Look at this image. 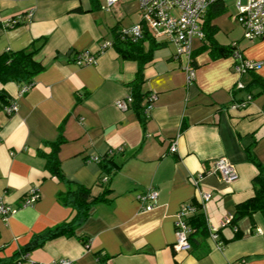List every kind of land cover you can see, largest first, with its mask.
I'll return each mask as SVG.
<instances>
[{"label":"crops","instance_id":"crops-1","mask_svg":"<svg viewBox=\"0 0 264 264\" xmlns=\"http://www.w3.org/2000/svg\"><path fill=\"white\" fill-rule=\"evenodd\" d=\"M217 4L223 11L211 22L216 43L227 47L237 41L245 58L264 62V38L246 39L233 3ZM29 12L30 21L7 25ZM138 21V0H118L111 7L107 0H0V53L37 49L35 57L45 66L25 93L17 82L3 85L18 109L9 114L0 107V200L16 210L6 220L0 217V264L63 258L73 264H264L262 212L223 227V248L199 233L192 235L188 251L175 246L178 210L198 201L193 176L205 174L202 189L211 198L203 214L217 226L255 193L258 168L250 154L264 163V86L259 81L264 63L240 75L233 56L215 57L208 37L195 39L196 78L189 84L175 44L152 37L159 45L144 66L141 93L144 105L152 92L158 99L143 124L132 104L117 106L132 93L139 63L123 58L115 46L102 50L105 41H115L120 26ZM143 44L149 47V41ZM85 51L96 56L95 63L77 62ZM239 80L245 88H236ZM248 93L253 100L247 107H231ZM57 140L63 141L57 155L66 180L47 165ZM173 142L176 152L170 150ZM111 149L116 153L109 155ZM96 155H109L112 173L91 160ZM220 158L236 168L233 182L214 170ZM68 181L89 187L91 198L106 193V200L91 208L75 235L48 240L18 261L19 250L35 237L76 214L61 200ZM150 186L159 190V202L145 211L137 195ZM33 189L41 197L25 206Z\"/></svg>","mask_w":264,"mask_h":264},{"label":"built area","instance_id":"built-area-1","mask_svg":"<svg viewBox=\"0 0 264 264\" xmlns=\"http://www.w3.org/2000/svg\"><path fill=\"white\" fill-rule=\"evenodd\" d=\"M118 0H107L108 6L111 7ZM140 8V21L129 25L120 26L117 33L121 40L138 42L148 32L154 39L172 42L176 46V57L184 59L183 69L187 75V82L190 84L196 78V69L193 66V42L195 39H204V18L210 6L216 3H233L236 8L234 17L243 29L244 37L248 40L264 38V0H138ZM33 13L26 15H18L7 22V25L14 26L22 20L30 21ZM236 47L234 51L235 66L234 69L240 75L248 72L259 70L263 66V61H257L245 58L241 51L237 49L238 42L232 43ZM114 46L113 41H105L102 50ZM96 56L89 51H85L78 56L79 64L95 63ZM33 86L24 84L21 92L29 91ZM246 85L242 80L236 83L237 89H243ZM158 99V94L152 92L146 96L145 112L148 113ZM134 97L132 93L117 101V106L121 109H127L133 103ZM253 100V94L248 93L240 101L234 102L232 108L247 107ZM9 114L14 113L18 109L16 102L5 108ZM122 150V149H119ZM171 152H176L177 146L173 142L170 147ZM114 149L109 150V155L115 154ZM91 160L100 162L102 158L98 155L92 156ZM214 170L221 173L223 179L227 182H233L238 178L236 168L228 159H217ZM205 174L193 176V182L197 190L198 201L194 203H184L176 214L175 232L177 237L176 249L178 251H188L192 247L190 235L194 231L190 224L192 217L198 213L205 211V204L211 198V193L202 189V181ZM108 178L105 177L106 181ZM159 190L153 186L145 189V191L137 195V199L141 203L142 210H152L159 202ZM41 197L38 189H33L27 194L24 205H32ZM15 208L7 204L4 200H0V217L8 219L15 212ZM233 216L229 215L221 222L220 226L210 223L206 218L209 236L217 243L219 248L224 247V242L220 237V230L230 225ZM29 254V253H28ZM24 255V259L28 257ZM31 264H73L70 259H58L50 263L31 261Z\"/></svg>","mask_w":264,"mask_h":264},{"label":"trees","instance_id":"trees-1","mask_svg":"<svg viewBox=\"0 0 264 264\" xmlns=\"http://www.w3.org/2000/svg\"><path fill=\"white\" fill-rule=\"evenodd\" d=\"M220 3V2H219ZM216 5V7H215ZM208 17L204 25L205 37L211 42L212 49L216 52L215 57L220 56H233L236 47L232 44L229 46H220L213 39V35L216 32V28L211 25L212 19L223 11V7L220 4L212 5ZM214 7L216 9H214ZM209 10V9H208ZM16 24L14 25L17 26ZM116 30V39L114 46L117 48L120 55L125 59H132L139 63V69L136 79L132 84V95L134 97L132 106L138 112L139 117L143 124L146 122L145 117V105L143 104L145 95L141 93V85L144 80V66L153 58V52L158 47L159 43L152 38L147 32L146 35L138 42L130 40H121ZM149 41V47L145 48L144 42ZM37 49L28 50L21 49L18 51H6L0 53V107L6 108L11 105L10 95L4 89L3 85L9 81H14L19 84H31L34 82L35 77L41 73L45 66L43 63L36 59ZM249 73V72H248ZM261 85L264 86V79H259ZM62 140H57L53 144V151L48 157V168L52 174L58 176L64 180V174L61 171L60 162L58 159V151ZM109 155L105 156L100 163L102 164L105 172L112 173L113 168L110 163ZM250 158L258 168V173L253 179V186L255 193L249 199L240 202L236 205L233 220L231 225L237 226L238 222L245 218L251 217L256 212H262L264 214V163L257 161L252 154ZM66 180V179H65ZM70 183L68 191L61 195V200L64 204L71 206L76 210V214L68 221H65L43 234L34 238L30 245L22 248L17 253L18 261L24 259V255L30 253L34 248L43 246L48 240L60 237V236H73L75 230L82 219L89 216L91 208L98 202L106 200L105 194L97 198H91V189L76 182L68 181ZM190 224L193 227V233L190 235V239L194 234H207L208 227L207 221L203 213H198L192 217ZM241 236L240 233L236 237Z\"/></svg>","mask_w":264,"mask_h":264},{"label":"bare ground","instance_id":"bare-ground-1","mask_svg":"<svg viewBox=\"0 0 264 264\" xmlns=\"http://www.w3.org/2000/svg\"><path fill=\"white\" fill-rule=\"evenodd\" d=\"M121 152V151H120Z\"/></svg>","mask_w":264,"mask_h":264}]
</instances>
